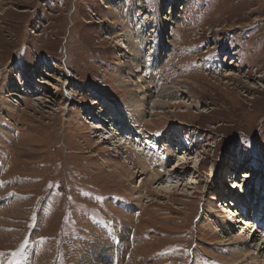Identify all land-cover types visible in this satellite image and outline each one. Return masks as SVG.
<instances>
[{
    "label": "rangeland",
    "instance_id": "374dc122",
    "mask_svg": "<svg viewBox=\"0 0 264 264\" xmlns=\"http://www.w3.org/2000/svg\"><path fill=\"white\" fill-rule=\"evenodd\" d=\"M260 213L264 0H0V264H264Z\"/></svg>",
    "mask_w": 264,
    "mask_h": 264
},
{
    "label": "bare ground",
    "instance_id": "6f19581e",
    "mask_svg": "<svg viewBox=\"0 0 264 264\" xmlns=\"http://www.w3.org/2000/svg\"><path fill=\"white\" fill-rule=\"evenodd\" d=\"M108 7V6H107ZM108 9V8H107ZM173 24V23H172ZM143 31L142 30H140V32L139 33H137L138 35V38H135V42L138 44V45H140V46H143L144 47V45H145V43H147V38H145V36L143 35V33H142ZM157 33V32H156ZM122 34H119V36H121ZM173 35V34H172ZM142 51H143V49H141ZM136 74H138L139 73V79H142V75H140V74H142V73H144L142 70H141V65H140V63L139 62H136ZM24 71H20L19 72V74H22L24 77H26L25 75H24V73H23ZM133 73H135V72H133ZM22 75H18L19 76V78L21 79V83L20 82H17V83H20V85H18L19 87L20 86H22V88L21 89H24V87L26 86V81H25V79H24V77L22 76ZM146 76V75H145ZM144 76V77H145ZM138 84V83H137ZM139 84H145V82L143 81V79L142 80H140L139 81ZM32 88V87H31ZM30 89V88H29ZM147 90H149V89H146V91H145V93L143 92L142 94H146V93H148V91ZM29 95H31V94H29ZM15 96H17V92L15 91V90H13V91H10L9 93H8V98H9V101H12V102H15V99L13 98V97H15ZM68 96V95H67ZM142 96H144V95H140V96H132V98L130 99L132 102H134V103H132L131 101H129L128 100V104H131V106L132 107H134L135 108V113H136V115H138V113L139 112H142V110H141V108H143L144 107V104H142V102H141V100H143L144 99V97H142ZM136 98H140V99H138L137 101H136ZM14 99V100H13ZM71 98H69V100H70ZM136 102V103H135ZM138 102V103H137ZM141 102V103H140ZM93 104H97V101L95 100V101H93ZM152 105H154V106H157V104H155L154 102H153V104ZM135 117H137V119H138V116H135ZM140 117V116H139ZM85 118V117H84ZM115 118H118V120L120 121V122H118ZM115 118H113L112 120H113V123L115 124V126H118V127H120V129H122L123 131H124V137L121 139V143L120 144H118L120 147H122V145H123V147L125 146H127V144L128 145H131L132 144V147L134 146H136V143H145V142H147L148 140L147 139H142V138H140L141 136H142V134H137V138H136V135H135V137L134 136H131V134H132V131H131V133H128V129H129V126H130V124L129 125H127L126 126V123H125V120H123V118L121 117V116H116ZM86 119V118H85ZM84 119V120H85ZM88 117H87V119H86V122L88 121ZM135 120V122H137V120L136 119H134ZM142 120V119H141ZM128 123H129V121H128ZM93 128H94V130H96V129H100L101 128V126L100 125H96V124H93ZM114 131H113V133H112V135L113 136H117L118 134V136H121V135H123V132H121L119 129H116V128H114L113 129ZM139 132V131H138ZM142 132V131H141ZM134 135V134H133ZM144 137H146V136H144ZM125 139V141L126 142H124L123 143V140ZM130 140H133L132 142H130ZM136 140V142H134ZM147 140V141H146ZM149 142V141H148ZM155 145H157L156 144V142H155ZM127 151H128V153L129 154H134V152H136V151H134V149H132V148H128L127 149ZM140 151H144V149L142 150L141 148L139 149V152ZM146 151V150H145ZM128 154V155H129ZM139 154V153H138ZM147 154H149V155H153V154H150V153H147ZM177 156L179 157V159H178V164H181V162L180 161H182V160H184L183 159V157H181V155L180 154H177ZM130 158V157H129ZM138 167L140 168V171H142V172H145V173H148V171H149V169H150V165H149V163L148 162H143V159L138 155ZM131 161V163H129V162H127L129 165H131L133 162H132V160H130ZM133 165V164H132ZM131 165V166H132ZM244 178H246V179H251L250 177H249V175H248V173H246L245 174V177ZM151 179H154V177H152ZM148 182V181H147ZM142 184H143V182H142ZM144 184H145V181H144ZM256 185V184H255ZM238 187V185L236 186V188ZM243 188L245 189V186H243ZM238 189H239V187H238ZM229 198V197H228ZM228 198H227V200H228ZM138 199H140L141 200V197H138ZM228 204V205H227ZM230 205H235V202L234 201H231L230 200V202H227V203H225V202H222V203H220V206H219V203H217V207L215 206L214 208H216V209H218V207H220L221 208V210H218V212L220 213L219 214V217L220 218H222V219H226V220H228V223L229 222H231L232 224H233V226H232V228L234 227V226H236L237 224H241V228H242V231L240 232L241 233V235H243V233L245 232L244 231V229H245V226H248V225H250V222H249V219H241V220H234V217L233 216H240V217H244V215H245V217L247 216V214H245L244 213V215L242 214V216L240 215V209H239V213L237 214L236 213V211L233 209H230ZM237 206H241V207H244V202H243V200L241 201V203H240V205L239 204H236ZM261 209V208H260ZM241 211L243 212V210L241 209ZM216 212V211H215ZM261 214V213H260ZM262 216H264V213L263 214H261ZM236 218V217H235ZM260 219H262V218H259L258 217V221L260 220ZM238 221V222H237ZM263 221H264V217H263ZM230 224V223H229ZM244 224V225H243ZM255 224V223H254ZM226 226H228V224L226 223ZM255 226H256V224H255ZM254 226V227H255ZM229 227V226H228ZM231 227V226H230ZM234 228H236V227H234ZM230 232H231V229H230ZM233 233V232H232ZM231 233V234H232ZM264 236V235H263ZM241 239V238H240ZM252 242V241H251ZM256 246H259L258 244H255V247ZM244 252H246V249H243L242 250V252H239V254H243ZM252 261H255V262H252V264H261V263H259L258 261H256L255 259H253Z\"/></svg>",
    "mask_w": 264,
    "mask_h": 264
},
{
    "label": "snow or ice",
    "instance_id": "6c2138e0",
    "mask_svg": "<svg viewBox=\"0 0 264 264\" xmlns=\"http://www.w3.org/2000/svg\"><path fill=\"white\" fill-rule=\"evenodd\" d=\"M157 135H159V133H157Z\"/></svg>",
    "mask_w": 264,
    "mask_h": 264
}]
</instances>
